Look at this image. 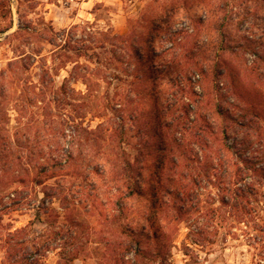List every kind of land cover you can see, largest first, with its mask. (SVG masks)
Segmentation results:
<instances>
[{
	"label": "rangeland",
	"instance_id": "1",
	"mask_svg": "<svg viewBox=\"0 0 264 264\" xmlns=\"http://www.w3.org/2000/svg\"><path fill=\"white\" fill-rule=\"evenodd\" d=\"M140 13L137 0H0V69L26 54L36 56L33 75L41 73L44 64L50 75L44 79L49 86L45 95L34 96L31 87L21 83L19 88L17 82L12 84L13 95L0 94V165L6 168L0 195L19 200L0 214V240L5 231L16 234L9 245L13 240L19 245L40 239L31 254L39 258L36 264H136L133 255L125 253L132 235L127 229L149 232V208L146 198L128 197L135 178L126 164L147 153L151 136L145 126L151 116L193 123L186 109L201 90L194 84L197 79L190 82L188 77L149 85L138 70V55L160 54L158 64H174L180 70L189 50L216 55L222 40L238 46L227 59L246 84H264V63L245 52L251 45L244 37L233 34L228 42L227 33L221 35L215 28L192 34L178 21L181 27L172 32L178 36L154 39ZM225 29L231 31L229 24ZM255 41V50L264 51V41ZM211 87L204 114L212 128L220 130L224 123L216 116V105L235 111L233 100L211 92ZM155 100L160 109H154ZM201 123L194 122L195 130L174 127L165 133L169 141L175 136L184 143L182 149L173 145L172 154L180 165L189 163L184 173L170 171L172 186L190 184L201 170L194 144ZM260 124L263 129H257L264 137V120ZM228 130L212 147H220L225 139L229 145L247 139L255 142L247 156L264 154V139L230 125ZM183 150L193 160L185 162ZM235 152L229 154L234 162ZM208 172L210 178L220 173L228 178L225 169ZM257 182L258 195L244 203V210L219 203L218 190L206 180L190 191L193 213L184 222H173L171 215L158 219V226L173 235L172 264H264V185ZM191 229L205 232L195 236Z\"/></svg>",
	"mask_w": 264,
	"mask_h": 264
},
{
	"label": "trees",
	"instance_id": "2",
	"mask_svg": "<svg viewBox=\"0 0 264 264\" xmlns=\"http://www.w3.org/2000/svg\"><path fill=\"white\" fill-rule=\"evenodd\" d=\"M219 2L222 11L224 10V5L229 4V0H219ZM219 23L223 28H226L229 24L225 16L220 17ZM215 29L221 31V35H224L223 30L220 28ZM19 30L16 32L17 34H19ZM152 32L156 33L155 37H153ZM148 33L154 39L163 36L168 41L172 37L178 36L177 33H168L163 28L158 27H153L151 31L148 30ZM246 41L251 46H248L249 48H246L245 52L254 54L258 60L257 63H264V51L257 52L254 48L258 47V42L255 40L250 42L248 39ZM219 45L221 46V52L216 55L206 53L205 51L207 50L203 51L200 48L189 50L185 57L186 66L180 70L174 64H158L157 62L161 58L160 54L138 55V70L143 73L142 78L149 85H154L161 80L167 79L169 82L176 83L177 80L181 81L188 77L187 79L190 82L193 79H197L194 84H197L201 90L198 93L193 92L196 95V100L193 99L190 107L186 109L188 122L192 117L193 123H178L176 120L165 122L164 114L151 116V120L145 126L147 133L151 136V145L147 148V153L143 154L145 156L141 160L136 159L133 164L129 162L126 164L127 170L132 172L135 178L133 185L129 188L128 197L138 196L146 198L149 208L147 218L149 232H143L144 234L142 235L135 234L134 230L127 229L132 235L129 242L125 244V253L132 254L136 264L141 263L139 259L147 260V262H142L141 264H156L158 261L159 264H172L173 235L164 226H158L157 220L160 218L166 219L171 215L173 222H184L187 219V215L193 213L191 212L193 208L188 204V200L192 195L190 191H193V186L194 188L200 187L201 183L207 180L209 184L218 190L217 201L219 203L233 209L244 210L246 208L244 203L249 204L251 197L256 198L258 195L256 179L258 185H264V154L260 157L247 156V152L254 147L255 142L242 139L235 140L232 145H229L225 139L224 142H221L222 146L220 145L216 149L212 147L213 143L216 146V141H219V134L222 133L226 136L229 134V125L232 128H237L239 132H253L261 140L263 137V133L258 131L257 127L261 128V130L263 129L260 121L264 120V84L260 88L247 85L240 70L227 59L228 52L233 53L238 46L233 48L231 44L222 40ZM35 57L34 55L27 57L26 54H22L10 60L6 68L0 69L1 96L13 95L12 84L14 82L19 84V88L21 83L24 86L28 85L31 87L35 91L34 96L46 94L49 86L44 79L50 75L48 70L43 68L46 67V64L40 68L41 73L32 74L36 64V61H34ZM31 58L33 61L29 63L28 60H31ZM33 76L38 77L37 82H35ZM260 76L264 79V74H260ZM217 79L228 89L227 99L231 98L233 100L232 107L235 110L225 109L220 104L216 105L214 110L216 116L224 123V127H221L220 130L212 128L210 122L207 121L208 114H204L203 108L210 96V92H208L209 84H211L213 89L211 92L222 93L217 86ZM63 89H65V86ZM152 90L153 88H151ZM14 93L17 94V92ZM21 94V97H23L24 93L19 95ZM154 104V109H160L158 104H156V100ZM196 121H202L198 130L194 131L196 139L194 144L198 149V152L195 153V159H197L198 168L201 170L198 171L197 176L191 177L190 184L186 183L184 187L180 183L177 186H172L170 185V171L180 169V172L184 173L189 165L186 161L193 160V157L183 150L189 156L187 154L183 155L186 166L185 164L180 165V159L175 157L172 152H174L175 146L178 147L177 149L184 148V143L175 136L172 137V141L169 138V141L165 133L174 127H177L178 130H190L193 127L195 130L196 125H194V122ZM234 150L237 151L235 153H238L236 154L238 157L235 162L229 158V154L234 153ZM210 169L216 171L215 173L225 169L228 178H221V173L214 174L213 178H210L208 172ZM5 175L6 168L0 165V180ZM254 175L258 178H252ZM196 193L199 197V189H196ZM45 196H48L47 192H45ZM17 203H19L18 198L15 196L11 197V194L8 196L0 195V214L12 209ZM191 232L195 236H203L205 230L191 229ZM14 235L16 234L9 233L7 241L9 244Z\"/></svg>",
	"mask_w": 264,
	"mask_h": 264
},
{
	"label": "clouds",
	"instance_id": "3",
	"mask_svg": "<svg viewBox=\"0 0 264 264\" xmlns=\"http://www.w3.org/2000/svg\"><path fill=\"white\" fill-rule=\"evenodd\" d=\"M137 6L148 21L149 31L158 27L172 33L181 27L177 22L183 21L182 26L187 27L192 34L220 28L227 33L225 38L228 42H231L233 34L237 39L244 37L250 42L257 39L264 41V0H234L233 3L225 4L223 11L219 0H137ZM221 16L227 18L230 32L219 23ZM237 24H240L239 30ZM152 35L155 37L156 33L152 32ZM217 86L227 99L228 89L219 79ZM8 239V232L5 231L4 239L0 240V264H36L39 258L31 254L35 251L33 244L41 243L40 239L19 245L15 240L9 245Z\"/></svg>",
	"mask_w": 264,
	"mask_h": 264
},
{
	"label": "crops",
	"instance_id": "4",
	"mask_svg": "<svg viewBox=\"0 0 264 264\" xmlns=\"http://www.w3.org/2000/svg\"><path fill=\"white\" fill-rule=\"evenodd\" d=\"M80 1H78L77 3H79ZM81 4H84V2L83 3H81Z\"/></svg>",
	"mask_w": 264,
	"mask_h": 264
}]
</instances>
